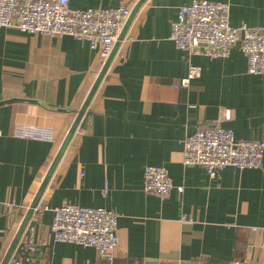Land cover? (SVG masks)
I'll return each instance as SVG.
<instances>
[{
	"label": "crops",
	"instance_id": "0c3cea01",
	"mask_svg": "<svg viewBox=\"0 0 264 264\" xmlns=\"http://www.w3.org/2000/svg\"><path fill=\"white\" fill-rule=\"evenodd\" d=\"M192 1L146 0L135 16L21 240L38 246L37 264H264V159L214 179L184 164L186 138L215 122L236 139L264 141V73L247 71L239 44L216 59L189 56L170 39L179 8ZM212 1L230 4L235 27L264 26V0ZM138 2L69 5L132 10ZM191 65L200 76L176 88ZM102 68L88 41L0 27V264ZM18 126L52 137H20ZM147 165L168 169V196L145 192ZM65 202L118 215L113 261L53 240V209Z\"/></svg>",
	"mask_w": 264,
	"mask_h": 264
},
{
	"label": "built area",
	"instance_id": "2783aa9c",
	"mask_svg": "<svg viewBox=\"0 0 264 264\" xmlns=\"http://www.w3.org/2000/svg\"><path fill=\"white\" fill-rule=\"evenodd\" d=\"M131 14L126 4L117 7L79 10L69 0H0V27H14L21 32L57 37L70 35L88 41L99 51L101 63L110 57L124 24ZM170 39L189 56L229 57L234 46L247 57L250 74L264 73V26L247 24L235 27L230 22V4L212 0H193L179 8L171 27ZM200 76L191 65L188 74L175 85L187 88ZM15 134L24 138L50 139L52 133L34 126H18ZM185 165L202 166L214 179L220 170L260 168L264 159V141L236 139L233 130L218 122L199 129L185 140ZM144 190L164 198L174 188L167 168L147 165ZM179 192L182 186L177 187ZM53 240L94 247L113 261L119 251L118 215L103 207H88L65 202L53 209ZM38 246L30 242L27 249L19 243L9 264H37L32 258ZM229 264H241L233 262Z\"/></svg>",
	"mask_w": 264,
	"mask_h": 264
},
{
	"label": "water",
	"instance_id": "95a60500",
	"mask_svg": "<svg viewBox=\"0 0 264 264\" xmlns=\"http://www.w3.org/2000/svg\"><path fill=\"white\" fill-rule=\"evenodd\" d=\"M146 0H139V2L133 7V9L131 10V14L130 16L128 17V19L126 20L125 24H124V27L119 35V38H118V41L116 42L115 46H114V49L110 55V57L107 59V61L105 62L103 68H102V71L99 75V79L98 81L93 85L92 89L90 90L89 94L87 95V97L85 98L84 102H83V105L82 107L80 108L74 122L72 123L69 131L67 132L61 146L59 147L53 161L51 162L48 170H47V173L45 175V178L44 180L42 181V184L41 186L39 187L38 191L36 192L1 264H9L13 254L15 253L19 243L21 242L23 236H24V233L30 223V220H31V217L36 209V207L38 206L40 200H41V197L43 196V193L47 187V184L49 183L50 179L52 178L54 172L56 171L60 161L62 160L63 156L65 155L79 125H80V122L82 121L83 119V116L89 106V103L91 101V99L93 98L96 90H97V87L100 83V80L101 78L103 77L105 71L109 68L116 52H117V49L119 48V46L121 45L122 41L124 40L132 22L134 21V18L135 16L137 15L138 11L140 10V8L142 7V5L145 3Z\"/></svg>",
	"mask_w": 264,
	"mask_h": 264
}]
</instances>
